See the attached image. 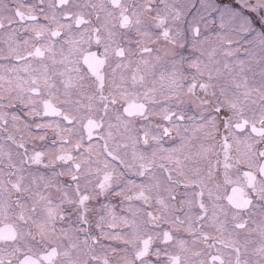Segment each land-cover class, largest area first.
I'll return each instance as SVG.
<instances>
[{
  "label": "snow or ice",
  "instance_id": "6c2138e0",
  "mask_svg": "<svg viewBox=\"0 0 264 264\" xmlns=\"http://www.w3.org/2000/svg\"><path fill=\"white\" fill-rule=\"evenodd\" d=\"M0 264H264V0H0Z\"/></svg>",
  "mask_w": 264,
  "mask_h": 264
}]
</instances>
